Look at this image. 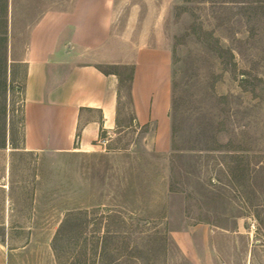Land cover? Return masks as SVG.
Segmentation results:
<instances>
[{"label": "rangeland", "instance_id": "374dc122", "mask_svg": "<svg viewBox=\"0 0 264 264\" xmlns=\"http://www.w3.org/2000/svg\"><path fill=\"white\" fill-rule=\"evenodd\" d=\"M38 1L0 0V142L14 146L24 70L11 74L5 60L8 15L22 21ZM116 9L115 30L171 51L167 144H156L154 125L132 122L121 68L120 128L107 142L10 154L0 241L11 264H264V0Z\"/></svg>", "mask_w": 264, "mask_h": 264}, {"label": "crops", "instance_id": "0c3cea01", "mask_svg": "<svg viewBox=\"0 0 264 264\" xmlns=\"http://www.w3.org/2000/svg\"><path fill=\"white\" fill-rule=\"evenodd\" d=\"M117 0H40L8 17V69L23 68L20 144L0 142V225L9 224L10 154L91 151L120 128L121 68L130 69L132 122L170 136L172 56L167 44H141L116 28ZM16 17V18H15ZM22 17V16H21ZM12 147V149H11ZM0 264H11L0 241Z\"/></svg>", "mask_w": 264, "mask_h": 264}, {"label": "trees", "instance_id": "16d2710c", "mask_svg": "<svg viewBox=\"0 0 264 264\" xmlns=\"http://www.w3.org/2000/svg\"><path fill=\"white\" fill-rule=\"evenodd\" d=\"M5 37V36H4ZM6 41V40H5ZM5 60H6V58H5Z\"/></svg>", "mask_w": 264, "mask_h": 264}]
</instances>
